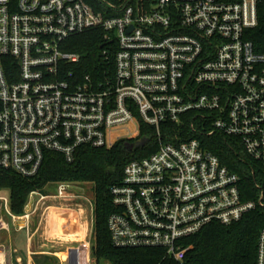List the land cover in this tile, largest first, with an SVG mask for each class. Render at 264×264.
Returning a JSON list of instances; mask_svg holds the SVG:
<instances>
[{
  "label": "built area",
  "instance_id": "2783aa9c",
  "mask_svg": "<svg viewBox=\"0 0 264 264\" xmlns=\"http://www.w3.org/2000/svg\"><path fill=\"white\" fill-rule=\"evenodd\" d=\"M89 31L103 33L106 66L83 74L65 46ZM142 125L159 149L129 162L111 189L110 241L187 264L185 239L264 209V192L243 200L239 176L198 139L163 143L162 130L235 139L264 171V0H0V171L32 179L47 153L71 164L81 148L135 144ZM77 186L31 193L21 217L0 193V212L29 223L48 201L78 200L92 217ZM91 222L75 264H93Z\"/></svg>",
  "mask_w": 264,
  "mask_h": 264
},
{
  "label": "trees",
  "instance_id": "16d2710c",
  "mask_svg": "<svg viewBox=\"0 0 264 264\" xmlns=\"http://www.w3.org/2000/svg\"><path fill=\"white\" fill-rule=\"evenodd\" d=\"M107 47L101 31H89L66 43L65 49L80 55L81 62L76 70L83 74H94L106 66L103 51ZM112 69V68H111ZM140 138L149 139L144 148L134 150V141L122 140L110 149L81 148L73 163L68 164L58 154L47 153L42 167L32 179L0 171V193H9V210L15 217H21L29 203L31 193L54 192L61 183L91 185L92 191V239L91 259L94 264H175L163 261V251L158 249L119 250L110 241L107 221L114 212L111 189L123 179L125 166L133 161L157 152L159 141L156 132L141 126ZM198 139L202 146L214 154L223 166L240 178V192L243 200L257 199L264 192V171L245 155L238 141L220 135L199 137L189 127H163L161 141L178 143L183 139ZM264 230V209L248 213L229 227L213 223L200 233L184 240L185 247H191L187 264H255L256 245L260 232ZM49 257L35 260L36 264H53Z\"/></svg>",
  "mask_w": 264,
  "mask_h": 264
},
{
  "label": "rangeland",
  "instance_id": "374dc122",
  "mask_svg": "<svg viewBox=\"0 0 264 264\" xmlns=\"http://www.w3.org/2000/svg\"><path fill=\"white\" fill-rule=\"evenodd\" d=\"M76 188L82 189L83 195L92 203L93 197H92V191H91V185H83V186H77ZM53 192H49L46 195H51ZM2 196H5L9 199V193L7 191L1 192ZM30 202V201H29ZM82 205L83 210L80 212L79 209H77V205ZM46 207H55L54 209L61 210V214L59 217V222L57 223L59 229L63 232H84V235H79L78 237H75L73 239H67L64 238L60 239V237L56 236L51 238L49 235H53L52 233H56L54 230H52V222L51 218V209L46 212V217L43 223L41 224V214L42 210L41 208L45 209ZM76 210H79V212H76ZM77 213V214H76ZM80 217V220L77 216ZM91 208L87 201H78V200H70V201H63L60 203H53V202H46V205L44 207H41L38 213L34 216H31L29 219V222L31 224L30 232L35 233L34 242L37 245H45L44 249L42 248L40 251H47L49 253H56V252H63L68 249L70 251L67 254H61L59 255L62 258H65L69 256L68 264H75V254L76 252L73 249H79L82 248L84 245V239L87 234V231L91 229ZM7 221L10 226H12V219L10 216H8L4 211L0 212V228H2L4 222ZM55 229V228H54ZM79 232V233H80ZM46 239L50 240L47 241ZM72 249V250H71ZM86 263V260H85ZM94 264V262L92 261Z\"/></svg>",
  "mask_w": 264,
  "mask_h": 264
},
{
  "label": "crops",
  "instance_id": "0c3cea01",
  "mask_svg": "<svg viewBox=\"0 0 264 264\" xmlns=\"http://www.w3.org/2000/svg\"><path fill=\"white\" fill-rule=\"evenodd\" d=\"M51 209V220H53L52 230L56 233H52L53 235H49L51 238L60 237V239L64 238L65 240L73 239L78 237L79 235H84V232H63L61 231L57 225L59 222L61 210ZM77 209L82 212V205H77ZM76 210V212H79ZM77 214V213H76ZM77 216V215H76ZM80 220V217L77 216ZM11 218V217H10ZM12 219V226L8 224L7 221L4 222L2 228H0V264H36L35 260L49 257L52 258L53 264H68L69 256L62 258L59 255L67 254L70 249L63 252L49 253L47 251H40L42 248L44 249L45 245H36L34 242L35 233L30 232V228L32 227L30 222L26 223L21 219ZM27 225L29 226L27 228ZM55 228V229H54ZM89 230L85 236L84 242L88 236ZM47 241H50L46 239ZM83 242V243H84ZM83 248V247H82ZM80 247L79 249H73L76 254L80 253L82 255L83 251ZM72 250V249H71ZM75 254V255H76ZM59 257V259L57 258Z\"/></svg>",
  "mask_w": 264,
  "mask_h": 264
},
{
  "label": "water",
  "instance_id": "95a60500",
  "mask_svg": "<svg viewBox=\"0 0 264 264\" xmlns=\"http://www.w3.org/2000/svg\"><path fill=\"white\" fill-rule=\"evenodd\" d=\"M148 143H149V139H147V138H141L134 145H130V148H133L134 150H138V149L143 148Z\"/></svg>",
  "mask_w": 264,
  "mask_h": 264
}]
</instances>
